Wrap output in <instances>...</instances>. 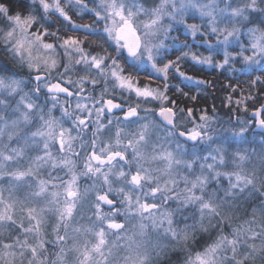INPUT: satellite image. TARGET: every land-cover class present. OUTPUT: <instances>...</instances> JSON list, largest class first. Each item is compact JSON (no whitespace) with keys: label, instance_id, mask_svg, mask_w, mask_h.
I'll return each instance as SVG.
<instances>
[{"label":"clouds","instance_id":"obj_1","mask_svg":"<svg viewBox=\"0 0 264 264\" xmlns=\"http://www.w3.org/2000/svg\"><path fill=\"white\" fill-rule=\"evenodd\" d=\"M0 264H264V0H0Z\"/></svg>","mask_w":264,"mask_h":264}]
</instances>
